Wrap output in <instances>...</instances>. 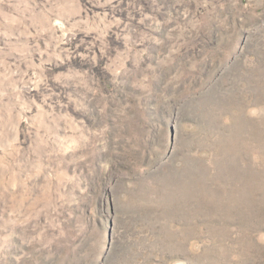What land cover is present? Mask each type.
<instances>
[{
	"label": "rangeland",
	"instance_id": "374dc122",
	"mask_svg": "<svg viewBox=\"0 0 264 264\" xmlns=\"http://www.w3.org/2000/svg\"><path fill=\"white\" fill-rule=\"evenodd\" d=\"M0 264H264V0H0Z\"/></svg>",
	"mask_w": 264,
	"mask_h": 264
}]
</instances>
